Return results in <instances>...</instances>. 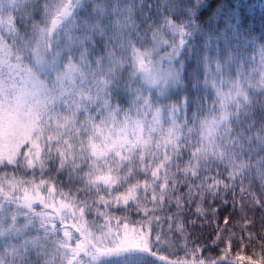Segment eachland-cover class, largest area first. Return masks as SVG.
<instances>
[{"label":"snow or ice","instance_id":"1","mask_svg":"<svg viewBox=\"0 0 264 264\" xmlns=\"http://www.w3.org/2000/svg\"><path fill=\"white\" fill-rule=\"evenodd\" d=\"M208 6L209 0H165L158 15L173 36L179 37L171 43L159 41L171 49L161 58L169 67L152 61L151 51L142 52L128 41L118 49H131L134 67L125 76V62L112 49L117 41L109 33L111 29L123 31L133 5L121 7V0H56L45 6L48 19L42 27L29 23L31 13L23 0H0V96L11 89L25 101L26 122L24 134L8 147L7 155L0 156V264H33V251L36 264L44 257L43 264H149V257L163 264H232L227 260L232 241L242 243L243 237L218 235L214 245L226 241L219 259H201V249H193L192 259L184 260L153 251L154 246H168V233L162 234L160 218L154 215L166 204L174 203L177 208L166 219L179 221L184 201L197 200L196 212L203 214L200 205L206 199L227 204L223 194L230 192L234 206L235 197H240L239 211L246 221L242 228L254 224L246 209L264 210V158L257 172L258 191L245 184V173L252 165L236 159L244 151L242 140L249 144L255 140L264 150V123L255 136L234 134L231 128L232 119L241 123L242 118L250 117L253 106L241 78L264 95V45L259 48L258 67L246 71L255 57L244 55L247 33L238 9L221 3L201 23V13ZM81 10L85 15L77 21ZM173 14L187 19L177 23L171 19ZM17 23L24 27L23 35ZM5 35L13 41L11 45ZM197 36L203 39L199 46L194 44ZM77 53L79 63L73 61ZM189 55L205 68L202 84L193 74L194 87L216 89L219 100L218 115L204 119L199 127L189 126V119H197L195 113L186 116L189 104L202 110L197 100L186 97L179 106L159 104L160 97L180 79L173 61L182 69ZM233 71L236 78L225 79ZM136 73L147 87L140 84ZM255 74L259 79L253 83ZM225 84L229 85L227 93L221 90ZM152 88H158L160 95H145ZM122 92L131 97L127 106L115 99ZM259 107L264 111V102ZM247 127L251 129L254 123ZM194 135L199 139L193 141ZM213 161L224 163L231 171L221 179L223 173L209 166ZM9 166L14 169L11 173L4 171ZM61 174L72 185L67 191L56 179ZM181 187L186 191L181 193ZM130 201L137 212L144 213L143 220L133 222L139 227L132 229L125 222L127 217L112 215L127 211ZM37 204L41 211L36 210ZM147 204L153 208L148 209ZM86 212L94 219L86 220ZM210 214L216 215V209ZM69 219L74 221L70 226L65 223ZM261 220L264 239V216ZM224 223L227 225V218ZM37 227L43 230V238L30 235ZM69 227L75 230V237ZM177 228L184 231L182 223ZM168 230L173 231L172 223ZM217 230L226 231L218 226ZM49 237H56L50 245ZM247 238L249 244L255 239L251 233ZM183 247L187 249V244ZM240 261L264 264V256L259 260L238 256L236 264Z\"/></svg>","mask_w":264,"mask_h":264},{"label":"trees","instance_id":"2","mask_svg":"<svg viewBox=\"0 0 264 264\" xmlns=\"http://www.w3.org/2000/svg\"><path fill=\"white\" fill-rule=\"evenodd\" d=\"M28 6V12L31 13V17L29 23L31 24H39L40 26H44V22L48 19L45 6L46 5H54L56 0H26L23 1ZM221 3L227 4L230 8L236 7L239 12L240 20L244 26V29L247 33V42L244 45L246 49L244 51V55L246 57L252 56L255 57V62H249L246 65V71H250L252 67H258L259 65V48L261 45H264V0H209L208 8L204 9L201 13L202 17L199 22H203V20L209 18L211 16L212 11ZM165 4V0H121V7L125 5H133V11L131 14V19H129L124 27L123 31H118L117 29H111L110 35L117 41L112 45V49L117 51V57L124 60V75L127 76L132 72L133 58L131 56V49H127L126 52L119 51L120 44H126L128 41H131V44L136 49L140 51H151V60L154 62H159L163 65L164 68H168L169 65L167 60H162V57H165L168 52L171 51L170 48L160 43L161 40L169 41L170 43L175 38L176 40L179 37H174L171 30L166 28L162 19L158 15V10L162 9ZM90 11V9H89ZM85 12L83 10L80 11L79 15L76 16V20L79 21L82 17H84ZM127 15V14H124ZM110 19L114 20L115 17H110ZM171 19L179 23L180 19H187L186 16H178L177 14H173ZM123 21V16L121 17ZM105 24H108L109 21L105 20ZM50 24V21H49ZM150 25H156L155 27H150ZM17 30L23 35L24 27L17 23ZM157 33L156 38L153 37V33ZM55 35V33L53 34ZM61 38H63V33H60ZM107 39V37H105ZM100 38L97 37V42H99ZM10 42L13 41L10 39ZM203 43V39L197 36L194 44L199 46ZM79 53L76 56H73V61L75 63H79L77 59ZM27 63V61L25 62ZM172 67L174 69L180 70V79L179 82L172 84L168 90L164 93L163 96L159 99V104L161 106L165 104H174L179 106L184 98H188L190 100H197L198 103L202 106V110H198L196 104H189L186 116L190 118L193 113L196 114V121H192L189 119L190 127H199V124L204 119L210 118L211 116H216L219 113V100L216 95V89L209 88L207 91L197 90L194 87V81L192 79L193 74L196 75L200 83L202 84L205 79V68L203 64L197 62V60L189 55L184 58L183 68L180 69L179 64L173 61ZM211 71H215V69H210ZM136 78L139 79L140 84L144 87H147L144 84L143 77L140 76L139 73H136ZM236 75L233 71L230 76L225 77V79H235ZM253 83H255L259 79V75L255 74L251 77ZM241 83L243 84L245 90L248 92L249 97L253 100V106L249 109L250 117L242 118V122L237 124L234 119H232L231 128L233 133H243L244 136H255L257 132L260 131V125L264 123V111L260 110L259 104L264 102V95L260 94L259 89L250 88L248 84L245 82L243 78H241ZM135 78L133 81V87H136ZM229 86L225 84L222 87V91L226 93ZM153 95L159 96L160 90L158 88H152L151 93H145V95ZM131 97L127 93H121L116 96L115 99L119 101L121 104L127 106L126 102ZM215 108V111L210 112L209 109ZM229 109L231 110V105H229ZM178 122L183 123L182 120H178ZM254 123V127L249 129L247 127L248 124ZM193 141L199 139L198 136L192 137ZM244 143V151L239 152L237 154V160H244L245 162L252 165L245 173V184H251L253 191H258L260 187V178L257 174L260 165L261 158H264V150L261 149L258 142L255 140L249 144L242 140ZM185 161L188 159L187 154L184 157ZM210 167L215 168L217 171L223 173L220 177L221 179L227 175L228 171H231L230 168H227L224 163L219 161H213L209 164ZM4 171H8L9 173L13 172V166H9L4 169ZM213 175L215 173H212ZM56 179L61 183V185H66L65 191H67L68 187L72 185L68 184L67 175L61 174L56 177ZM198 182V181H196ZM186 189L181 187L180 192H185ZM224 199L228 201L227 204H221L219 199H206L202 205H200L203 209V214H198L196 212V208L199 204L197 200H193L191 203L184 201L183 208L180 210L179 221H171L167 220L168 217H173L175 213H177V208L175 204H166L162 211H156L155 216L160 218L161 223V232L168 233L166 237L168 246L160 245L158 247H153V251L157 252L158 256H165L169 259H192L190 253L193 249H201L202 252L198 253V256L201 259L207 260V258L212 257L219 259L224 253L223 249L226 246L225 242H217L215 245L213 241L216 239L218 235L226 236L231 238L232 235L236 237H243V242L241 243L238 240L233 239L232 247L230 252L227 254V260L231 261L232 264H236V258L238 256L251 257L254 260H259L261 256H264V248L260 247V244H264V239H261L260 235V226L262 223L261 217L264 216V210L259 207H253L246 209V215L249 219L254 221L253 226L248 228H242V225L246 224V221L242 219L240 211H239V201L240 197L237 195L235 197L237 203L234 206L233 204V196L229 192L227 194H223ZM59 199V198H58ZM216 209V215L210 214L211 209ZM123 208V206H121ZM148 209H152L153 205L147 204L145 205ZM36 210L41 211L42 206L37 204ZM103 211V209H101ZM112 215L116 217H127L126 223L129 224V228L132 229L134 227H139V224H134V221H141L144 218L143 212H137L135 210L134 205L130 201V206L127 211L119 210L112 212ZM227 218L228 223L225 225L224 220ZM85 219L91 221L94 219V215H89L87 212L85 213ZM195 221V224L192 222ZM69 226L73 223L68 220L65 222ZM103 223V221H100ZM155 223V222H154ZM172 223L173 231L169 232L168 224ZM177 223H182L184 226V231L181 232L177 228ZM217 226L219 229H226L224 232H220L217 230ZM58 227L63 228V225H59ZM112 227L115 228V222H113ZM73 233V237L76 236L75 230L69 227L68 229ZM251 233L255 239L249 244L248 235ZM130 234H132L130 232ZM31 236H40L44 237L43 230L38 227L33 229L30 233ZM59 237H63V232L59 233ZM56 239V237H49L48 243L50 245L51 240ZM187 244V249L183 247L184 244ZM186 252L188 254H186ZM37 256L35 251H33L31 255V260L33 264L37 262ZM43 259L40 260V264H43ZM149 264H163V261L155 257H149ZM239 264H250L248 261H240Z\"/></svg>","mask_w":264,"mask_h":264},{"label":"rangeland","instance_id":"3","mask_svg":"<svg viewBox=\"0 0 264 264\" xmlns=\"http://www.w3.org/2000/svg\"><path fill=\"white\" fill-rule=\"evenodd\" d=\"M4 38L9 45L12 44L8 35H5ZM228 91L229 88L226 93ZM24 102L25 101L20 99L18 94L11 89H8L0 96V156L4 154L7 155L8 147H11L19 140L25 132L26 122L24 121L23 115ZM69 220L74 223L72 219Z\"/></svg>","mask_w":264,"mask_h":264}]
</instances>
